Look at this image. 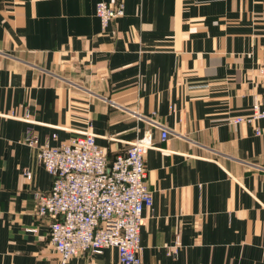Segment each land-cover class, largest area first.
<instances>
[{"label":"crops","instance_id":"1","mask_svg":"<svg viewBox=\"0 0 264 264\" xmlns=\"http://www.w3.org/2000/svg\"><path fill=\"white\" fill-rule=\"evenodd\" d=\"M99 2L124 15L102 29ZM263 63L264 0H0V264H62L26 138L89 130L111 161L153 146L141 264H264V120L229 124L264 98ZM67 264L121 263L107 248Z\"/></svg>","mask_w":264,"mask_h":264},{"label":"built area","instance_id":"2","mask_svg":"<svg viewBox=\"0 0 264 264\" xmlns=\"http://www.w3.org/2000/svg\"><path fill=\"white\" fill-rule=\"evenodd\" d=\"M96 15L106 29L124 15V5L99 2ZM258 76L264 81V63ZM261 120L264 98L252 107L250 115L231 117L229 124L255 126ZM255 132L261 133L259 128ZM161 137L165 140L167 131L163 130ZM26 143L36 149L38 163L53 180L49 192H36L34 197L38 216L52 220L49 239L60 262L67 264L78 255L116 248L121 264H141L143 211L152 207L154 200L146 184L144 162L152 144L137 138L123 155L111 161L90 130L60 145H41L34 135L28 136ZM24 175L32 178L27 170Z\"/></svg>","mask_w":264,"mask_h":264}]
</instances>
